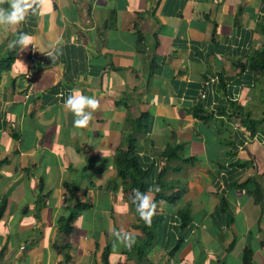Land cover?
Listing matches in <instances>:
<instances>
[{"label":"crops","instance_id":"1","mask_svg":"<svg viewBox=\"0 0 264 264\" xmlns=\"http://www.w3.org/2000/svg\"><path fill=\"white\" fill-rule=\"evenodd\" d=\"M20 33L0 77V264H264V0H48L0 30V59ZM73 89L99 101L84 129L63 108ZM133 142L154 200L160 180L182 191L156 202L167 232L141 261L113 232L143 237L117 167Z\"/></svg>","mask_w":264,"mask_h":264},{"label":"clouds","instance_id":"2","mask_svg":"<svg viewBox=\"0 0 264 264\" xmlns=\"http://www.w3.org/2000/svg\"><path fill=\"white\" fill-rule=\"evenodd\" d=\"M48 0H0V5L7 4L8 7H0V30L8 31L15 29L25 22L29 15H36L47 5ZM31 37L27 33H20L18 39L10 42L9 47H19L22 51L30 46ZM62 52L56 48L54 52H49L48 56L52 60L58 58ZM62 95V94H61ZM99 106V101L94 96H88L79 89H73L63 102V108L73 116V126L77 129L87 128L93 119V115ZM155 191H159L158 188ZM132 203L140 220L151 226L153 218L157 213V203L154 200L152 188L147 191L135 190ZM161 204L164 201L160 202ZM113 232L119 243L131 247L135 243L132 232L126 230H114Z\"/></svg>","mask_w":264,"mask_h":264},{"label":"trees","instance_id":"3","mask_svg":"<svg viewBox=\"0 0 264 264\" xmlns=\"http://www.w3.org/2000/svg\"><path fill=\"white\" fill-rule=\"evenodd\" d=\"M12 49V48H11ZM15 56V48L11 51H8L7 54L0 59V77L4 71L10 69L11 63ZM252 69L260 74H264V44L261 51L255 54L251 59ZM197 109H195V113ZM253 133V131H252ZM174 149H167L164 152V156L168 159L174 158V154H170V151ZM136 148L134 146V142L131 143V147L129 150L124 151L121 157L118 160L117 167L119 170V176L124 180V183L127 187H130L133 190L147 191L149 189L148 176L149 174L143 169L142 164L140 162L139 157L135 153ZM175 155L177 156V151L175 150ZM191 162V161H189ZM164 187V182L159 181V191H156L155 202L158 201H166L167 203L174 205L176 204L182 197V191L174 192L171 195H164L162 193V188ZM83 205H79L82 207ZM5 204H3L0 208V216L3 214L5 210ZM178 216L181 221L180 228L185 229L190 224V212L188 208H184L178 211ZM137 218L139 221V225L137 229H139L143 235L141 243L137 244L134 247V244L131 247L132 251L136 252V255L140 259H143L148 251L154 244H157V240H159L162 229H164L163 234H165L167 228V219L162 214H156L153 218V222L151 226L146 225L142 220H140L138 214ZM73 217L70 218L69 223L72 222ZM68 231V230H67ZM184 239H180L174 249L170 254L176 253L180 247L182 246ZM245 255H251V253L247 252ZM247 261V260H246ZM105 262L108 264V253L105 254ZM250 264V262H247Z\"/></svg>","mask_w":264,"mask_h":264},{"label":"built area","instance_id":"4","mask_svg":"<svg viewBox=\"0 0 264 264\" xmlns=\"http://www.w3.org/2000/svg\"><path fill=\"white\" fill-rule=\"evenodd\" d=\"M42 63L38 48L36 45H32L29 50L28 60H27V72L24 76L25 81L27 82L26 96H30L34 92V87L37 82L38 67ZM201 97H206V91L201 92Z\"/></svg>","mask_w":264,"mask_h":264}]
</instances>
